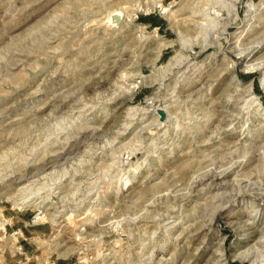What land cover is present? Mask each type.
Here are the masks:
<instances>
[{"label": "rangeland", "instance_id": "374dc122", "mask_svg": "<svg viewBox=\"0 0 264 264\" xmlns=\"http://www.w3.org/2000/svg\"><path fill=\"white\" fill-rule=\"evenodd\" d=\"M230 2L0 0V264H264V0Z\"/></svg>", "mask_w": 264, "mask_h": 264}, {"label": "bare ground", "instance_id": "6f19581e", "mask_svg": "<svg viewBox=\"0 0 264 264\" xmlns=\"http://www.w3.org/2000/svg\"><path fill=\"white\" fill-rule=\"evenodd\" d=\"M218 1V0H217ZM240 0H232V3L229 5V11H230V13H232V15H234V16H236L237 17V15H238V13H237V4H238V2H239ZM224 2V1H223ZM136 3V2H135ZM137 4H138V2H137ZM263 4V3H262ZM139 5V4H138ZM196 6H198V5H196ZM247 6H248V12H247V15H248V23L249 24H252V21L253 20H255V15L257 14L256 12V14L254 13V11H256V8H257V6H256V3H254V2H249L248 4H247ZM147 7V6H146ZM135 8H137V6L135 7ZM134 9V8H133ZM138 9V8H137ZM165 9V12L168 10V8L167 7H165L164 8ZM193 9V8H192ZM147 9H144V11H146ZM120 11V10H119ZM118 11V12H119ZM149 11V10H148ZM194 11H196V10H194ZM194 13V12H193ZM198 13V12H197ZM204 13V12H203ZM200 14H201V12H200ZM116 16H117V14H116ZM195 16V15H194ZM119 17V16H118ZM119 19H120V17H119ZM118 19V20H119ZM117 20V21H118ZM124 22V21H123ZM195 22V21H194ZM198 22H200V21H198ZM215 22V21H214ZM213 22V23H214ZM114 23V22H113ZM200 23H203V22H200ZM205 23V22H204ZM203 23V24H204ZM248 25V24H247ZM203 26V25H202ZM212 26H213V24H212ZM210 28V27H209ZM242 31H244V30H242ZM145 34V33H144ZM145 36V35H144ZM148 37V36H147ZM167 44H159V47H158V53H161L162 52V49H163V47L164 46H166ZM262 47H264V39L263 40H261L260 42H258V44H256V46H254L251 50H249L246 54L249 56V55H251V53H253L256 49H258V48H262ZM176 61H174V62H176L175 64H182V63H184L183 61H185V59H187L184 55H177L176 56ZM263 64H264V61L262 62ZM263 64H261V65H256V68H257V66H260L261 68H263ZM187 71V70H186ZM186 71H184V72H186ZM235 76V75H234ZM236 78L239 80L238 82H240V79L236 76ZM263 80H264V76H263ZM247 88H248V90H246V92H247V94L248 95H250L249 97V102H251V101H256V99H257V96L253 93V91H251V83L247 86ZM247 103H248V101H247ZM161 109V108H160ZM156 110V109H155ZM166 111V110H165ZM159 114L161 115V113L159 112ZM159 115V116H160ZM161 119H164V118H162L161 117ZM213 174V173H212ZM224 182L223 181H220V182H216L215 184H214V188L218 191L219 190V188L222 186V185H224L223 184ZM217 193V192H216ZM214 194L216 197H218L221 201H222V203L224 202V201H226L227 200V197L229 196L228 194H226V193H222V192H220V193H217V194ZM227 201H229V200H227ZM54 219V218H53Z\"/></svg>", "mask_w": 264, "mask_h": 264}, {"label": "water", "instance_id": "95a60500", "mask_svg": "<svg viewBox=\"0 0 264 264\" xmlns=\"http://www.w3.org/2000/svg\"><path fill=\"white\" fill-rule=\"evenodd\" d=\"M159 112L161 113L162 118L166 115V112L163 109H159Z\"/></svg>", "mask_w": 264, "mask_h": 264}]
</instances>
